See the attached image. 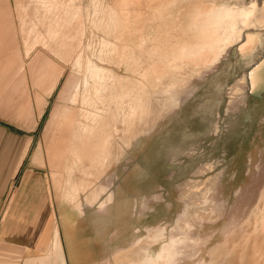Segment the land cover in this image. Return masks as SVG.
Masks as SVG:
<instances>
[{"label":"rangeland","instance_id":"374dc122","mask_svg":"<svg viewBox=\"0 0 264 264\" xmlns=\"http://www.w3.org/2000/svg\"><path fill=\"white\" fill-rule=\"evenodd\" d=\"M254 1L258 7L264 4V0ZM250 2L0 0V39L5 34L8 37L0 44V56H7L5 51L14 48L19 58L13 64L15 72L9 67L13 69L9 75L11 70L6 68L7 74L4 69L7 80H0V86L6 87H0V180L14 177L8 194L18 189L39 190L40 204L35 209L40 222L45 213L52 212L51 202L71 207L79 203L82 211L95 206L105 214L125 200L115 198L113 192L130 175V241L148 238L135 246L136 252L150 248L158 253L164 242L170 243L174 237L182 240L184 235L192 241L183 237L178 244L180 255L172 264H264V29L245 30L243 41L230 45L220 61L209 67L204 60L210 53L205 52V58L190 53L187 59L180 56L183 46L191 47L197 37L193 25L198 23L195 16L200 12L199 16L205 14L214 4L249 6ZM148 46L156 47L153 51L162 47L156 51V59L154 52L153 58L149 55L152 48ZM173 53L179 57L174 58ZM166 57H173L182 66L176 67L173 58L168 62ZM163 63L171 65L165 69ZM100 67L106 68V74L128 78L123 80L130 92L128 98L134 96L139 101L122 100L120 86L108 88L109 80L104 83L107 89L96 93L103 83L97 76ZM152 68L157 69L155 73ZM91 114L99 124L104 118L97 127L113 131L108 142L113 146L108 149L107 144L104 150H109L104 154L109 162L75 157L79 150L77 129L88 122L84 116ZM191 160L199 168L185 178L181 167ZM224 173L227 181L223 185ZM208 174L214 175V181L204 177ZM162 175L168 182L154 181ZM153 188L156 191L151 194ZM193 189L197 194L203 192L198 194L200 198ZM167 190L174 191L175 197ZM111 195L112 200L106 201ZM111 221L104 222V231L111 229ZM212 238L215 241H208Z\"/></svg>","mask_w":264,"mask_h":264},{"label":"crops","instance_id":"0c3cea01","mask_svg":"<svg viewBox=\"0 0 264 264\" xmlns=\"http://www.w3.org/2000/svg\"><path fill=\"white\" fill-rule=\"evenodd\" d=\"M195 128L198 129L196 122ZM29 147L30 143L16 171ZM198 165L191 160L181 167L182 176L188 178L190 173L198 170ZM225 173L223 185L227 181ZM30 175L25 176L24 180ZM213 176L208 174L204 177L214 181ZM13 179L0 180V213L3 211L0 219V264H130V261L131 264H138L144 261L145 249L141 252L140 249L138 252L135 250V246L141 245L143 241H130V175H126L120 187L113 192L115 198L125 200L120 206L110 207L107 213L103 214L95 206L87 209L83 207L81 213L77 207L58 206L56 202H51L52 212L45 213L41 222L38 221L39 211H36L40 204L36 195L39 190L18 189L10 196L8 189ZM156 180L160 184L167 181L165 175ZM155 191L153 188L151 194ZM167 192L169 196L175 197L172 194L174 191ZM223 194H228L225 189ZM121 216L126 220L121 221ZM108 218L112 220V226L104 231L102 227ZM173 261L175 259L171 264Z\"/></svg>","mask_w":264,"mask_h":264},{"label":"bare ground","instance_id":"6f19581e","mask_svg":"<svg viewBox=\"0 0 264 264\" xmlns=\"http://www.w3.org/2000/svg\"><path fill=\"white\" fill-rule=\"evenodd\" d=\"M127 1V0H126ZM154 1V0H153ZM224 1V0H223ZM213 2V1H212ZM211 2V3H212ZM228 2V1H227ZM241 2V1H240ZM123 3H125V2H123ZM131 3V2H130ZM174 3V2H173ZM213 3H215V1L213 2ZM126 4H128V3H126ZM202 4H203V2H202ZM209 4V3H208ZM125 5V4H124ZM204 5V4H203ZM202 5V6H203ZM206 6H207V4H205ZM212 5V4H211ZM126 6V5H125ZM261 6V5H260ZM198 7V6H197ZM200 7V6H199ZM194 8V7H193ZM124 10V9H123ZM205 10V9H204ZM207 10V9H206ZM199 11H201V9H199ZM203 11V10H202ZM198 13V12H197ZM199 14H202L201 12L199 13ZM199 14H198V16H195V18L197 19V20H195V21H197L198 23H195L193 26H194V28L193 29H195L197 32H198V34H197V37H196V39H194L195 41H194V43L193 44H191V47H187V48H185L184 46H183V48L181 47V45H180V47L182 48V49H184L183 50V52H181L180 51V49L178 48L176 51H180L179 53H180V56H186V54H188V53H190L191 54V56H197L198 58H200V56L202 57H204L205 58V56L204 55H206L207 53H210V56H208V54L206 55V57H208V58H206V60H204V61H206L205 63V66H210V65H212V64H215V63H217L218 61H220V59H221V57L223 56V54L226 52V50H227V48L230 46V45H232L234 42L236 43L237 41H243V39H244V32H245V30H247L248 28H251V27H255V28H259V29H264V4H263V6L262 7H258V3H257V1H254V0H252V2H250V5L248 6V5H246V4H240V5H232V4H221V5H218V4H214V5H212V7H210L209 8V10H207V12L204 14L203 13V15H200L199 16ZM197 15V14H196ZM1 17V16H0ZM4 17V16H3ZM2 19V18H1ZM138 19V18H137ZM193 20V19H192ZM138 21H139V19H138ZM138 21L136 20L134 23H136L137 22V24H138ZM194 21V20H193ZM192 22V21H191ZM1 25V24H0ZM5 25V24H4ZM9 25V24H8ZM1 27V26H0ZM4 27V26H3ZM190 27V26H189ZM188 27V28H189ZM2 28V27H1ZM0 28V29H1ZM144 28V27H143ZM192 29V30H193ZM136 30V29H135ZM142 30V29H141ZM176 30V29H175ZM175 30H173V31H171L170 33H172V32H174ZM140 32V31H139ZM179 32V31H178ZM181 32V31H180ZM182 33V32H181ZM180 33V34H181ZM161 34H163V33H161ZM160 34V35H161ZM166 34V33H165ZM176 34H178V33H176ZM174 35V34H173ZM2 36V35H1ZM141 36V35H140ZM140 36H139V38H140ZM163 36V35H162ZM178 36V35H177ZM194 36V35H193ZM5 37H7V35L5 34V35H3V39L5 38ZM169 37V36H168ZM179 37V36H178ZM189 37V36H188ZM190 37H191V35H190ZM177 37H175V39H176ZM194 38V37H193ZM2 38L0 39V44H3L4 42H5V40H3ZM6 39V38H5ZM7 39H8V37H7ZM6 39V40H7ZM172 39V38H171ZM166 40V39H165ZM170 41V40H169ZM174 41V40H173ZM193 41V40H192ZM12 42V41H11ZM144 42V41H143ZM191 42V41H190ZM189 42V43H190ZM10 43V42H9ZM14 43V42H13ZM17 43V42H16ZM160 43V42H159ZM170 43H172V42H170ZM152 44V43H151ZM150 44V45H151ZM172 44H174V43H172ZM178 44H180V43H178ZM8 45H10V44H8ZM17 45V44H16ZM124 45H126V44H124ZM153 45V44H152ZM160 45V44H159ZM182 45H184V44H182ZM186 45V44H185ZM190 45V44H189ZM2 46V45H1ZM154 46H158L157 44L156 45H154ZM161 46V45H160ZM164 46H165V44H164ZM163 46V47H164ZM187 46V45H186ZM128 47V46H127ZM148 47H150V48H152V53H150V52H148L149 53V55L150 56H152V55H154L155 53H156V51L159 49H157V50H155V51H153L155 48H153V47H151V46H148ZM174 47H177V46H174ZM178 47H179V45H178ZM8 48V47H7ZM11 48V47H10ZM16 48V47H15ZM150 48L148 49V50H150ZM161 48L162 47H160V50H161ZM4 49H6V46H5V48ZM14 49V48H13ZM12 49V50H13ZM125 49H126V46H125ZM11 49H9L8 51H5V53L7 54V56H3V54H1V56H0V80H2V78L3 79H5L7 76H6V73L4 74V69L5 70H7L9 67H13V69H14V67L16 66V63H15V65L13 66V64H14V61L16 60V59H19V58H16V54L14 55V53H16V51H18V50H15L14 52L12 51ZM160 50H158V51H160ZM125 51V50H124ZM157 51V52H158ZM12 52V53H11ZM153 52H154V54H153ZM165 52H166V50H165ZM206 52V54H204ZM167 53V52H166ZM157 54V53H156ZM155 54V55H156ZM158 54H160V53H158ZM174 54V53H173ZM202 54V55H201ZM154 55V56H155ZM162 55V54H161ZM19 56V55H18ZM164 56H165V53H164ZM174 56V58H178L179 56H178V54L176 55L177 57H175V54L173 55ZM162 57V56H161ZM160 57V58H161ZM169 57V56H168ZM168 57H166L167 59H170V58H168ZM171 57V56H170ZM121 58V57H120ZM151 58H153V56L151 57ZM157 58V55L155 56V58L154 59H156ZM159 58V59H160ZM166 58H162V59H165V60H167ZM173 58V57H172ZM171 58V59H172ZM174 58L172 59L173 61V63L175 62L176 63V61L174 60ZM188 57L186 56V58H183V59H187ZM204 58H202V59H204ZM110 59V58H109ZM122 59V58H121ZM159 59H157V60H159ZM162 59H160L161 60V62H164V60H162ZM171 59L168 61V62H171ZM183 59L180 61V60H178L180 63L182 62L183 63ZM191 59V58H190ZM20 60H22L21 58H20ZM20 60H18V61H20ZM157 60H155L154 62H156ZM188 61V60H187ZM193 61H195V60H193ZM153 62V64H155ZM191 62V61H190ZM189 61H188V63H190ZM197 62V61H196ZM202 62H203V60H202ZM157 63V62H156ZM159 63V62H158ZM157 63V64H158ZM174 63V64H175ZM199 63V62H198ZM156 64V65H157ZM168 64V63H167ZM173 64V65H174ZM177 65H176V67H181L182 66V64L181 65H178L179 63L177 62L176 63ZM187 64V63H186ZM200 64H201V62H200ZM22 65V64H21ZM152 65V64H151ZM155 65V66H156ZM169 65H171V63L169 64ZM169 65H168V67H169ZM189 65V64H188ZM187 65V67H190V66H192V64L190 65V66H188ZM194 66L196 65V63L194 62V64H193ZM5 66V67H4ZM90 67H92V65L90 64L89 65ZM153 66V65H152ZM163 66H166V65H164V63H163ZM193 66V67H194ZM202 66H204V65H202ZM201 66V67H202ZM157 69H158V67H159V69H160V65L158 64L157 66ZM155 67V68H156ZM162 67V66H161ZM167 66H166V68L165 69H167L168 68ZM175 67V66H174ZM173 67V68H174ZM192 67V68H193ZM196 67H198L199 68V66H196ZM195 67V68H196ZM7 68V69H6ZM172 68V69H173ZM186 68V67H185ZM191 68V67H190ZM194 68V69H195ZM11 71L13 70L12 68H9ZM153 69V68H152ZM157 69H153L154 70V72H152V73H155V70H157ZM165 69H163V70H165ZM182 69H184V68H182ZM105 70H106V68L105 67H100L99 68V71H100V73L99 74H97V76H99V77H101L102 78V80H103V83H102V88H97L96 89V93H98V92H101L100 90H102V89H107V86L105 85L106 83L105 82H108L107 80H109V87L108 88H110V89H115L116 87H118L119 88V86H120V88H121V95H119L120 96V98L123 100L124 99V101H125V98H126V100H127V98H128V96L130 95V92H129V90L127 89V85L126 84H123V82L124 81H126V79H128V78H124V77H118L117 75H115V74H113V73H110V74H106L105 73ZM152 70V71H153ZM162 70V71H163ZM169 70H171V69H169ZM179 70V69H178ZM196 70H197V68H196ZM9 72L8 70L6 71L7 72V74H8V72H9V75H10V73H13V71L15 72V69L12 71V72ZM159 71V70H158ZM104 72V73H103ZM161 72V71H160ZM159 72V73H160ZM165 72V71H164ZM152 73H150V74H152ZM4 74V75H3ZM145 74H146V72H145ZM3 75V76H2ZM155 75H157V74H155ZM160 75V74H159ZM144 76V75H143ZM146 76V75H145ZM156 77H158V76H156ZM162 77V76H161ZM5 80H7V79H5ZM124 80V81H123ZM241 80V79H240ZM243 81H244V79H243ZM242 82V81H241ZM105 83V84H104ZM5 84V83H4ZM4 84H2V85H4ZM7 84H9V83H7ZM0 87H2V86H0ZM236 87V86H235ZM3 88V87H2ZM6 88V87H5ZM5 88H3V89H5ZM134 88H135V86H134ZM237 88V87H236ZM2 90V89H1ZM239 89H237V91H238ZM117 91V90H116ZM116 91H115V93H116ZM87 92V94H88V87H86V89H85V93ZM106 92V91H105ZM109 92V91H108ZM135 92H136V90H135ZM238 92H240V91H238ZM84 93V94H85ZM103 93H104V91H103ZM118 93V92H117ZM139 93V92H138ZM234 93V92H233ZM99 94H101V93H99ZM120 94V93H119ZM132 94V93H131ZM232 94V93H231ZM235 94V93H234ZM102 95H104V94H102ZM105 95H106V93H105ZM104 95V96H105ZM115 95H118V94H115ZM114 95V96H115ZM132 95H135V93L134 94H132ZM86 96H88V95H86ZM100 96V95H99ZM113 96V98H115ZM118 96V97H119ZM140 96V95H139ZM232 96H234V95H232ZM117 97V98H118ZM134 97V96H133ZM133 97H131V98H133ZM234 97H237V96H234ZM105 98H106V96H105ZM105 98H103V100H106ZM116 98V99H117ZM131 98H128L129 100L131 99ZM136 98V97H135ZM135 98H133V99H135ZM243 98V97H242ZM101 99V98H100ZM112 99V98H111ZM132 99V100H133ZM137 99V98H136ZM87 100V98L85 97V101ZM102 100V99H101ZM138 100V99H137ZM136 100V101H137ZM114 101V100H113ZM120 101V100H119ZM123 101V103L125 104V103H127V102H124ZM134 101V100H133ZM139 101V100H138ZM110 102V101H109ZM130 103V102H129ZM132 103H134V102H132ZM131 103V105H133ZM111 104H112V102H111ZM118 104H120V103H118ZM137 104V103H136ZM110 105V104H109ZM177 105V104H176ZM119 107L121 106V105H118ZM124 106V105H123ZM126 106V105H125ZM127 106H129V105H127ZM111 107H113V105H111ZM110 107V108H111ZM115 107H116V105H115ZM130 107V106H129ZM129 107H127L128 109H130ZM175 107V106H174ZM106 108V107H105ZM104 108V109H105ZM109 108V110H111ZM117 108V107H116ZM115 108V109H116ZM126 108V109H127ZM127 109V110H128ZM133 110H134V113H135V111H136V106H133V108H132ZM131 109V110H132ZM147 109V108H146ZM112 110H113V108H112ZM119 110V109H118ZM117 110V111H118ZM122 110V109H121ZM127 110H123V111H125V112H123L124 114L123 115H125L126 114V111ZM155 110L156 109H154V112H155ZM158 110V109H157ZM113 111H115V110H113ZM151 111V110H150ZM120 113V112H119ZM129 114H130V112H128ZM149 113V112H148ZM157 113V112H156ZM59 114V113H58ZM151 114V113H150ZM112 115V114H111ZM131 116V115H130ZM129 116V117H130ZM146 116V115H145ZM150 116V115H149ZM154 116V115H153ZM157 116V115H156ZM85 117V119H86V121H88L87 123H84V122H82V124H80V126L78 127V129H77V133H76V136H75V140H76V143H77V146H76V148L77 149H79L77 152H75V157L76 158H83L84 160L86 159H89V160H92L93 162H97L96 160H98V161H102V159L103 160H106V159H108V157L109 156H105L106 155V153L109 151H107L106 153H104L107 149H105V147L107 146V144H108V142H110L111 140V136H110V134H111V129H109V128H107V129H105L106 127L104 126L105 124H103V126L104 127H101L102 129L104 128L106 131H101V132H99L100 130H102L99 126L100 125H102V122H103V119H101L102 121H101V124H99L100 123V120L98 121V119L97 120H95V117H94V115L93 114H91V115H89V116H84ZM97 117V116H96ZM100 117V116H99ZM98 117V118H99ZM119 117V116H118ZM125 117V116H124ZM159 117V116H158ZM101 118V117H100ZM115 118V117H114ZM126 118V117H125ZM109 119H110V117H109ZM108 119V121L110 122V120L111 121H113L112 119H110L109 120ZM157 119V118H156ZM106 120V119H105ZM137 120V119H136ZM107 121V120H106ZM115 121V120H114ZM129 121V120H128ZM155 121V120H154ZM153 121V122H154ZM99 122V123H98ZM105 122V121H104ZM96 123H98L99 124V126L97 127V125H96ZM106 123V125H107V122H105ZM114 123V122H113ZM113 123H112V125H113ZM126 123H128V122H126ZM146 123V122H145ZM155 123V122H154ZM115 124V123H114ZM131 123H129L128 125H130ZM150 124H153V123H150ZM109 126V125H108ZM136 126V125H135ZM148 126V125H147ZM150 126V125H149ZM137 127V126H136ZM136 127L134 128V129H136ZM129 128V127H128ZM131 128V127H130ZM113 129V128H112ZM127 129V128H126ZM107 130L108 131H110V133H107V135L106 134H104L105 132H107ZM140 130V129H139ZM144 130V129H143ZM136 131V130H135ZM113 132V131H112ZM100 133V134H99ZM103 134V135H102ZM128 134V133H127ZM133 134H135V133H133ZM101 135V136H100ZM105 135V136H104ZM111 137V138H110ZM103 138V139H102ZM128 138V137H127ZM130 139V138H129ZM99 141V142H98ZM115 141V140H114ZM112 143V142H111ZM110 143V144H111ZM115 143V142H114ZM127 143V142H126ZM109 145V144H108ZM112 146H113V144H112ZM112 146H108V149H109V147H111L112 148ZM48 148V147H47ZM114 149V148H113ZM105 150V151H104ZM76 151V150H75ZM111 151H113L112 149H111ZM110 153V152H109ZM108 153V154H109ZM105 154V155H104ZM111 155H112V153H111ZM117 155V154H116ZM112 158H113V155H112ZM35 159V161L36 162H38V163H40V164H44V162H40L41 161V159H39V157H35L34 158ZM110 159V158H109ZM109 159H108V162H109ZM40 160V161H39ZM44 161V160H43ZM91 161V162H92ZM112 161V160H111ZM90 162V161H89ZM99 163V162H98ZM105 164H107V161L105 162ZM104 164V165H105ZM94 165V164H93ZM101 165V164H100ZM98 166V165H97ZM103 166L101 165V168H102ZM105 167V166H104ZM208 167H209V165H208ZM211 167H213V166H211ZM99 168V167H98ZM108 168V167H107ZM104 170H105V168H103ZM208 169H210V168H208ZM211 170V169H210ZM103 173V172H102ZM205 173V172H204ZM53 175V174H52ZM101 175V174H100ZM213 180V179H212ZM191 181V180H190ZM197 181V180H196ZM56 183V182H55ZM207 183H209V182H207ZM193 184V183H192ZM194 184H195V181H194ZM202 184V183H201ZM56 185H58V184H56ZM56 185H55V187H56ZM191 185V184H190ZM196 185H197V183H196ZM194 186V185H193ZM190 187V186H189ZM198 187V186H197ZM202 187V186H201ZM206 187V186H205ZM209 187V186H208ZM191 189H192V187H191ZM202 189H204V188H202ZM194 190V189H193ZM200 190H201V188H200ZM199 190V191H200ZM207 190V189H206ZM189 191V190H188ZM211 191V190H210ZM193 192H195V190L193 191ZM191 193V192H190ZM190 193L188 194V195H190ZM196 193V192H195ZM203 193V192H202ZM201 193V191H200V194H202ZM206 193V192H205ZM208 193V192H207ZM206 193V194H207ZM210 193V192H209ZM208 193V194H209ZM197 194V193H196ZM198 194H199V192H198ZM197 194V197H199V195ZM192 195V194H191ZM195 196V195H194ZM201 196V195H200ZM186 197V196H185ZM204 197H206V196H204ZM200 198V197H199ZM203 198V197H202ZM192 199H193V197H192ZM112 200V198H111V196L109 197V199H107L106 201H111ZM198 200V199H197ZM196 200V201H197ZM202 200H204V198L202 199ZM201 200V201H202ZM195 201V202H196ZM199 201H200V199H199ZM105 202V201H104ZM193 202H194V199H193ZM197 203V202H196ZM211 203V202H210ZM201 205L200 206H202V204L203 203H200ZM213 204V203H212ZM104 205V204H103ZM190 205V204H189ZM193 205V204H192ZM191 205V206H192ZM197 205H198V203H197ZM196 205V206H197ZM203 205H205L206 206V204H203ZM208 205H209V201H208ZM262 206V205H261ZM259 207V206H258ZM257 207V208H258ZM203 208V207H202ZM262 208V207H261ZM264 208V207H263ZM77 209H78V211H80L81 213H82V209H81V207H80V205H79V203L77 204ZM258 209H260V208H258ZM257 209V210H258ZM189 210V209H188ZM187 210V211H188ZM256 209H255V211H257ZM201 211H203V210H201ZM201 211H200V213H201ZM205 211V210H204ZM203 211V212H204ZM213 211V210H212ZM259 211V210H258ZM263 211V210H262ZM209 212H211V211H209ZM260 212H261V210H260ZM264 212V211H263ZM255 213V212H254ZM187 214H188V212H187ZM190 214V213H189ZM203 214V213H202ZM184 216H186V214L184 215ZM261 216V215H260ZM187 218H188V216H186ZM179 219V218H178ZM177 219V220H178ZM254 219V218H253ZM257 219H259V218H257ZM176 220V219H175ZM263 220H264V218H263ZM180 222V221H179ZM252 222V221H251ZM177 223V222H176ZM255 223V222H254ZM262 223V222H261ZM175 225V224H174ZM174 225L172 226V227H174ZM177 225H178V223H177ZM180 225V224H179ZM250 225V224H249ZM254 225V224H253ZM264 225V224H263ZM257 226V225H256ZM161 227V226H160ZM160 227H158L159 229H161V231L163 230L162 228H160ZM165 227V226H164ZM171 227V228H172ZM185 227V226H184ZM192 227V226H191ZM244 227V226H243ZM151 228V227H150ZM166 228V227H165ZM186 228H187V226H186ZM190 228V227H189ZM189 228H187V230L189 229ZM264 228V227H263ZM147 229H149V228H147ZM153 229V228H152ZM155 229V228H154ZM169 229V228H168ZM174 229V228H173ZM150 231V230H149ZM153 232V231H152ZM155 232V231H154ZM156 232H157V229H156ZM165 232V231H164ZM240 232V231H239ZM261 232V231H260ZM148 233V232H147ZM151 233V232H150ZM161 233V232H160ZM159 233V234H160ZM233 233V232H232ZM237 233V232H236ZM259 233V232H258ZM164 234V233H163ZM162 234V235H163ZM248 234V233H247ZM263 234V233H262ZM150 235V234H149ZM152 235V234H151ZM158 235V234H157ZM148 236V235H147ZM159 236V235H158ZM158 236H156V237H158ZM186 236H187V234H186ZM258 236V235H257ZM160 237V236H159ZM158 237V238H159ZM162 237V236H161ZM183 237H184V235H183ZM183 237H182V240H183ZM188 237V236H187ZM186 237V238H187ZM233 237V236H232ZM238 237V236H237ZM153 237H151V239H152ZM163 238V237H162ZM185 238V237H184ZM185 238V239H186ZM142 239V238H141ZM148 239V238H147ZM146 238H145V241L147 240ZM155 239V238H154ZM159 239H161V238H159ZM159 239H157V240H159ZM170 239H171V237H170ZM169 239V240H170ZM174 239H175V237H174ZM174 239H171L170 240V243H166V242H164V244H163V247L161 248V250L159 251V250H157V252L158 253H154V252H152L151 250H147V248L145 249V259H144V261L142 262H140V263H138V264H171V261L173 260V259H175V256L176 255H180V251H179V249H178V244H179V242L180 243H182V240L180 241H177V240H174ZM188 240L190 239V238H187ZM157 240H155V241H157ZM191 241H192V239H190ZM189 240V241H190ZM251 240V239H250ZM141 241H143V239L141 240ZM144 241V242H145ZM152 242H154V240H151ZM161 241H162V239H161ZM164 241V240H163ZM185 241V240H184ZM230 241V240H229ZM232 241V240H231ZM143 242V243H144ZM147 242H148V240H147ZM158 242V241H157ZM157 242H155V243H157ZM151 243V242H150ZM149 243V244H150ZM155 243H153V244H155ZM254 243V242H253ZM138 245H139V243H137ZM146 244V243H145ZM148 244V243H147ZM132 250V249H131ZM141 251V250H140ZM143 254V253H142ZM223 257V256H222ZM143 258V257H142ZM223 260V259H222ZM234 263V262H233Z\"/></svg>","mask_w":264,"mask_h":264},{"label":"flooded vegetation","instance_id":"af4514ba","mask_svg":"<svg viewBox=\"0 0 264 264\" xmlns=\"http://www.w3.org/2000/svg\"><path fill=\"white\" fill-rule=\"evenodd\" d=\"M260 97H261V95H260Z\"/></svg>","mask_w":264,"mask_h":264}]
</instances>
